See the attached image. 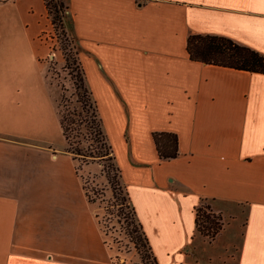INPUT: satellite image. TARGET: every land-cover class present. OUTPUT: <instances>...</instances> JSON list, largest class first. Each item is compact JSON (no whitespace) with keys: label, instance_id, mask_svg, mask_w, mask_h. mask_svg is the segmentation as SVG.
<instances>
[{"label":"crops","instance_id":"crops-1","mask_svg":"<svg viewBox=\"0 0 264 264\" xmlns=\"http://www.w3.org/2000/svg\"><path fill=\"white\" fill-rule=\"evenodd\" d=\"M64 1L100 118L85 62L112 105V116L101 118L103 129L158 264L231 261L226 253L238 226L237 215L230 216L236 209L244 217L233 264H264V73L192 60L186 49L188 35L199 33L264 54V0ZM52 30L44 0H0V46H12L15 56L25 46L45 57L53 44L44 36L53 41ZM153 132L176 134L175 157H159ZM8 145L28 141L0 137V147ZM31 183L0 181V264H57L28 250L29 229L44 225L37 222L43 210L58 238L78 239L74 200L57 189L47 201L45 181L31 195ZM203 200L221 216L211 241L195 228ZM197 240L203 261L193 254Z\"/></svg>","mask_w":264,"mask_h":264},{"label":"rangeland","instance_id":"rangeland-1","mask_svg":"<svg viewBox=\"0 0 264 264\" xmlns=\"http://www.w3.org/2000/svg\"><path fill=\"white\" fill-rule=\"evenodd\" d=\"M148 1L136 0L142 4ZM62 2L63 28L55 31L52 25L53 41L44 36L53 44L45 57H36L29 53L31 50L26 52L25 46L16 53L17 57L12 54V46L9 49L0 46V137L28 141L24 146L0 147V181L14 187L15 183L33 180L35 183L29 186L31 195L37 190V183L45 181L47 201L55 199L57 189L74 200L69 203L75 215L72 214V219L77 221L78 239L58 238L54 220L43 210L37 222H44V225L40 227L37 223L28 232V250L32 254H41L57 264H142L141 259L148 250L141 238L139 241L140 232L134 227L131 204L110 155L105 153L86 161L77 157L72 163L65 151L57 103L62 92L65 99L75 104L81 65L77 58L80 47L71 34L69 11L65 1ZM89 64L85 62L89 85L99 110H103L101 118L108 120V115L112 116V105L107 102L105 88L95 84ZM114 151L119 153L117 145ZM84 198L86 203L82 206ZM202 205L215 213L212 207L215 204L210 200L203 201ZM235 211L230 216L237 215L238 226L226 253L232 260L216 259L217 263H234L244 217L242 211ZM197 242L193 245V254L196 260L203 261L207 257Z\"/></svg>","mask_w":264,"mask_h":264},{"label":"trees","instance_id":"trees-1","mask_svg":"<svg viewBox=\"0 0 264 264\" xmlns=\"http://www.w3.org/2000/svg\"><path fill=\"white\" fill-rule=\"evenodd\" d=\"M44 2L54 30L57 31L58 28H63L62 0H44ZM186 49L192 60L264 73V54L239 44L226 36L192 33L187 37ZM80 71V83L75 87L77 90L75 104L70 99H65L62 92L57 103L58 121L66 145L65 151L73 161L77 160V157L86 161L87 158L93 159L107 153L110 155L120 178L112 147L104 132L95 101L90 90L84 84L85 79L82 69ZM153 139L160 158L169 159L177 155V136L175 133L153 132ZM126 199L129 202L128 196H126ZM202 202L195 208V228L202 235L213 239L222 227L221 216L218 213L211 212L208 206L202 205ZM131 210L136 222L134 227L140 232L138 235L139 241L141 238L143 246H146L148 250V253L143 255L141 259L142 264H158L147 237L136 219L132 206ZM134 243L136 244V242Z\"/></svg>","mask_w":264,"mask_h":264}]
</instances>
